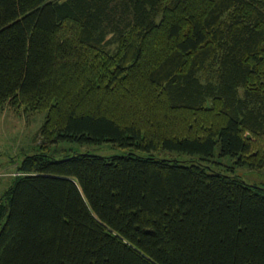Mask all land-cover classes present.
Here are the masks:
<instances>
[{"label": "trees", "instance_id": "obj_1", "mask_svg": "<svg viewBox=\"0 0 264 264\" xmlns=\"http://www.w3.org/2000/svg\"><path fill=\"white\" fill-rule=\"evenodd\" d=\"M7 103L47 117L0 264H264V0H0Z\"/></svg>", "mask_w": 264, "mask_h": 264}, {"label": "rangeland", "instance_id": "obj_2", "mask_svg": "<svg viewBox=\"0 0 264 264\" xmlns=\"http://www.w3.org/2000/svg\"><path fill=\"white\" fill-rule=\"evenodd\" d=\"M46 117V110L32 111L24 106L16 108L9 103L0 107V198L11 187L15 177L20 174L18 168L24 157L43 150L39 135ZM127 150L110 142L80 144L60 141L51 144L48 152L62 158L73 152H91L109 156L122 154ZM161 154L163 155L164 152ZM224 161L227 166L232 163L230 159H224ZM234 172L249 183L264 186V168L235 166Z\"/></svg>", "mask_w": 264, "mask_h": 264}]
</instances>
